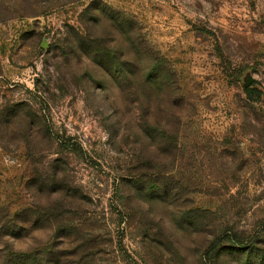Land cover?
<instances>
[{
    "label": "rangeland",
    "instance_id": "1",
    "mask_svg": "<svg viewBox=\"0 0 264 264\" xmlns=\"http://www.w3.org/2000/svg\"><path fill=\"white\" fill-rule=\"evenodd\" d=\"M18 262L264 264V0H0Z\"/></svg>",
    "mask_w": 264,
    "mask_h": 264
},
{
    "label": "trees",
    "instance_id": "2",
    "mask_svg": "<svg viewBox=\"0 0 264 264\" xmlns=\"http://www.w3.org/2000/svg\"><path fill=\"white\" fill-rule=\"evenodd\" d=\"M98 10H100V9H98ZM99 12H100V11H99ZM138 56H139V58H140V57H141V54H139ZM257 96H258V98H259L260 95L258 94ZM213 248H215V246H214ZM14 264H21V263L18 262V263H14Z\"/></svg>",
    "mask_w": 264,
    "mask_h": 264
},
{
    "label": "water",
    "instance_id": "3",
    "mask_svg": "<svg viewBox=\"0 0 264 264\" xmlns=\"http://www.w3.org/2000/svg\"><path fill=\"white\" fill-rule=\"evenodd\" d=\"M249 83H251V80H250V79L248 80V84H249Z\"/></svg>",
    "mask_w": 264,
    "mask_h": 264
}]
</instances>
